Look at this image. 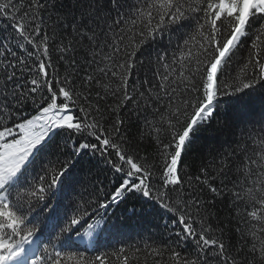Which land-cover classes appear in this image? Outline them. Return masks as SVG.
Here are the masks:
<instances>
[{"label":"snow or ice","instance_id":"6c2138e0","mask_svg":"<svg viewBox=\"0 0 264 264\" xmlns=\"http://www.w3.org/2000/svg\"><path fill=\"white\" fill-rule=\"evenodd\" d=\"M0 19V264H112L58 245L98 242L118 229L108 209L131 198L180 230L175 247L119 248L117 264L139 252L151 264H264V0H0ZM165 35L170 56L155 51ZM257 94L258 119L250 105L240 118L259 128L193 174L196 133ZM89 155L110 190L80 181Z\"/></svg>","mask_w":264,"mask_h":264},{"label":"trees","instance_id":"16d2710c","mask_svg":"<svg viewBox=\"0 0 264 264\" xmlns=\"http://www.w3.org/2000/svg\"><path fill=\"white\" fill-rule=\"evenodd\" d=\"M6 27V23L0 19V34H3L2 30ZM173 47H175V43L173 42L171 47H169L167 35L163 38L157 37L155 45L156 52L165 55V48H168L167 55L170 56L171 48ZM53 62L55 63V59ZM246 105H250L254 110L248 116V120L255 121L258 119L260 109L259 94L255 95L251 101L246 99L241 105L222 104L216 110L211 123L202 127L196 133L193 147L189 155L185 158L186 163L190 165L189 170L193 174H196L202 163L210 161L214 156H218L220 153L227 151L230 147L234 148L236 145L232 142L240 137L241 129L247 135L248 131L259 128L258 124L241 123L240 114L247 111ZM24 114L28 115L29 113ZM59 139L57 137V140ZM70 151L71 149H69ZM65 158V155H61L60 157L61 161ZM89 160L90 155L82 158L81 166L84 167L85 171L80 174V181L91 189V182L96 181L97 177H99L100 180L104 181L105 189L110 190L112 185L105 180V176L106 174L111 175V173L106 172V165H104L99 155L91 160L90 164L88 163ZM37 169H39V165ZM79 191L80 189L78 187L77 192ZM76 200H78V197L70 193L64 194V198L61 200V206L67 215H72L73 202ZM217 210L221 219L228 214L223 204L218 205ZM44 215H47V213ZM44 215L39 217V221H43ZM107 217L111 223L118 226V229L102 233L98 238V242H92L88 238L84 242H80L74 237L76 242L72 248H65L62 245H58V250L65 257L69 254H78L84 256L86 259H92L96 255L108 254L112 264H117L114 253L121 247L132 251L134 250L133 246H137L139 249L144 250L148 246L163 247L165 246L163 243L165 241L172 244L173 247L176 246L173 238L169 236V232L174 233L180 230L176 227L177 221L170 213L152 201H145L142 198L127 199L119 206L113 205L110 207L107 211ZM56 231L59 232V229L57 228ZM228 237L232 245L235 246L237 237L234 230L228 233ZM40 247L42 251L44 246L41 245ZM179 250L187 255L191 250V245H186L185 248ZM69 264H75V262L71 261ZM132 264H151V260L147 259L143 252H139L136 254V259L132 261Z\"/></svg>","mask_w":264,"mask_h":264}]
</instances>
